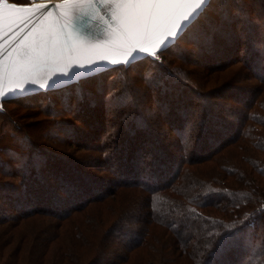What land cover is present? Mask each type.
<instances>
[{
    "label": "trees",
    "instance_id": "1",
    "mask_svg": "<svg viewBox=\"0 0 264 264\" xmlns=\"http://www.w3.org/2000/svg\"><path fill=\"white\" fill-rule=\"evenodd\" d=\"M221 7L222 19L229 24L224 32L227 44L224 40L214 49L212 33L206 32L199 38L209 43L201 45L208 55L203 63L220 68L225 66V58L233 56L228 62L240 60L256 80L249 89L231 88L235 91L232 97L213 90L201 92L199 84H191L180 66L164 69L163 76L160 70H153L157 65H169L165 58L172 50L169 48L160 53L158 60L141 58L130 67H110L64 87L2 102L32 103L40 94L70 89L111 70L143 66L153 70L143 82L147 85L144 93L150 91L154 102L142 105L129 92L122 99L121 88L120 102L126 101L129 106L125 111L115 108L117 117L111 122L106 119L108 125L103 123L101 111L98 115L88 108L89 114L92 111L97 116L84 118L91 140L87 146H80L82 140L75 135V127L68 126L65 141L73 140V145L85 147V159L72 151L44 148L41 140L37 144L26 129L20 131L21 135L15 132L20 126L14 121L10 123L15 129L0 130V223L7 226L0 232V264H19L21 246L25 254L34 246L30 241L26 243L29 235L11 231L30 213L61 220L54 235L58 233L63 242L53 245L52 238H45L49 244L43 250L36 245L37 253L31 252L27 264H264V29L261 45H257L260 36H254L256 24L251 30L242 28V38L232 31L235 22L251 24L252 18L263 19L264 12L254 6L241 7L249 12L244 21L245 13L237 18L231 9ZM150 83L153 86L149 89ZM221 98L235 101L229 111L236 115L235 124L226 121L220 112ZM54 121L62 127L68 123ZM53 130L46 129L48 134H55ZM49 137L45 139H52V145L57 144L55 137L64 141L59 133ZM86 159L90 164L84 162ZM93 169L100 172L94 173ZM58 206L60 211L53 212ZM129 208L135 214L126 219L128 211H123ZM79 219L82 223L65 225ZM109 234L117 240L112 247ZM14 240L20 242L17 253H5V245ZM68 240H72L71 245Z\"/></svg>",
    "mask_w": 264,
    "mask_h": 264
},
{
    "label": "rangeland",
    "instance_id": "2",
    "mask_svg": "<svg viewBox=\"0 0 264 264\" xmlns=\"http://www.w3.org/2000/svg\"><path fill=\"white\" fill-rule=\"evenodd\" d=\"M12 1L13 0H8ZM19 1V0H17ZM22 3H30L33 2V0H22ZM17 3V2H15ZM211 7L208 9L206 13V17L202 18L200 25L198 26V38L196 41L195 39L190 38H183L179 42V47L172 48L167 54L165 55L167 67L162 66H155L153 70L157 71L160 70V75L163 76L164 69L168 70L169 68H173V66H180L181 70L184 69V73H186L187 78H191L189 82L195 86H197V83L202 88L201 92H218L223 93V97L233 96V93L235 91H231V88H235V90L239 89L241 87L249 89V87H254L256 80L254 81L253 77L250 76L251 70L249 68L244 67V63L239 62L240 60H233L231 62H228L229 59L233 56L225 58L223 60V64L225 66L222 67H211L209 68L207 65L203 63V58H208L207 53L205 54L203 48L201 45H209L208 40H205L204 42L200 41L199 38H201L203 35H206L205 33H212V41L211 44L214 49H217L218 45L222 43L226 37V34L224 33L225 30L228 28L229 24H226L227 21H224L223 18V11L224 9L221 7L222 5L224 8H229L233 12V14L237 17L238 14H244L242 20H247V16L249 12L240 10L241 7H245V9H249L250 7H255L259 9V11L264 12V0H235L233 2L232 0H225L224 3H222V0H213L211 2ZM235 8V9H234ZM238 9V10H237ZM232 12H229L230 15H232ZM240 14V15H241ZM251 15V14H250ZM225 16V15H224ZM242 16V15H241ZM230 17V16H228ZM226 17V19L228 18ZM239 17V16H238ZM237 17V18H238ZM252 18V16H251ZM261 20H255L253 19V22L250 24L243 23L242 21H239L234 23L233 27H235L234 30H232L238 38H242L244 33H241L242 28H244L246 31L248 29L251 30V25L257 26V31H255L254 36L259 37V41L257 42V45H261V31L264 29V13L261 15ZM228 20V19H227ZM228 22L231 23V20H228ZM244 24V27H243ZM237 25V26H236ZM236 27H238L236 29ZM228 39H231L229 37ZM238 40V39H237ZM242 41V39H239ZM198 41H200L198 43ZM227 40L224 41V45ZM199 44V46L197 45ZM264 55V52H263ZM238 58V57H236ZM227 62V63H226ZM213 64H216V62H213ZM154 65V64H153ZM183 68V69H182ZM213 69V70H212ZM152 69L149 68V66H143V67H135L134 69L130 70H111L112 73H105L102 75H98L96 77H93L91 80H83L79 84L74 85L72 88L63 89V90H57L53 94H40L38 97L33 98L32 103L31 102H15L10 101L8 103L1 105V112H0V130L7 131L12 130V127L15 129V126H12L13 122L15 124H18L20 126V129L16 128L15 132H19L20 135L22 134L20 131L27 130L29 134L32 136L33 140L38 141L39 143H42L44 148L46 149H57L59 151H64L67 153H71V151L79 158L83 159L84 155L83 151L85 147L80 148L75 145H73V140H67L65 141V134L66 130L68 129V126L73 125L76 129L75 135L80 137L82 140V143L80 146H87L88 143H90V138L88 137L89 128L85 126L84 118L88 116L89 119H92V117H95L97 115H93V112L91 111V114H89L87 111H89L88 108H93L95 111H97L95 114L103 116L104 119L103 123H106L107 125L111 121H115V118L117 116H114V109H118L119 111H125L129 106V104L125 102H120L121 99L118 97L119 89H123L122 91V99H124L128 94L127 92L133 94L134 97H136V101H138L140 104L145 103H151L153 101V95L150 91H148L149 94L144 93L146 83L143 82V80L150 78L152 72ZM238 71H240V74L238 75ZM191 73V74H190ZM97 74V73H96ZM110 74V75H108ZM108 75V76H107ZM237 75V77H236ZM183 76V75H182ZM198 78L197 81L194 79ZM188 80V79H187ZM236 81V82H235ZM173 83V82H172ZM153 86V84L150 83L148 85V88L150 89ZM245 89V90H246ZM253 91V90H252ZM243 92V93H242ZM243 95L246 96V98H250L249 94L247 95L246 91H241ZM264 92H262V96L264 98ZM241 95V94H240ZM234 102L232 98H226V99H220V106H221V113L224 115V119L229 121V123L235 124L237 121L235 119V116H232L229 111L232 110L234 107ZM124 104V105H123ZM264 104V103H263ZM92 106V107H90ZM79 110V111H78ZM3 111V112H2ZM78 111V112H76ZM77 113V114H75ZM84 113V114H83ZM88 113V114H86ZM83 114V115H82ZM85 116V117H84ZM46 118V119H45ZM194 118V116H193ZM57 119V121L66 120L68 123H64L66 126L62 127L60 122H55L54 120ZM107 120H110L109 122H105ZM45 120H49L48 122H45ZM9 121L10 125L6 122ZM115 123V122H113ZM9 125V126H8ZM52 125V126H51ZM48 130H53V132L59 133V136L64 140H58L56 137L54 140L57 144L52 145L50 142H53L52 139H50V142H48L45 138H48L49 136H54L55 134H48ZM74 129V130H75ZM264 130V128H263ZM85 137V138H84ZM22 140L25 141V137H20ZM50 138V137H49ZM59 138V137H58ZM90 140V141H89ZM70 141V143H68ZM38 142H36L38 144ZM9 157V156H7ZM86 158V157H85ZM84 158V159H85ZM89 159V157H88ZM86 159L84 162L89 163V160ZM94 167L98 168L97 164H92ZM101 166V165H100ZM99 166V167H100ZM94 173L100 172L97 169H93ZM138 193V192H137ZM130 201L129 203H131ZM54 205H58L57 202H54ZM61 207L58 206L56 209H53V212L60 211ZM127 212V215H125L126 219H131L133 215L135 214V211H133L132 208L125 209L123 211V214ZM49 212V211H47ZM106 214L107 211L105 212ZM104 213V214H105ZM52 214V213H49ZM122 214V215H123ZM53 215L48 214H39V213H30L27 217L24 219H21L20 222L13 226L11 231H22L26 235H29L30 238H27L26 243L30 241V244L34 245L31 246L27 250V253L25 254V249L21 246L22 251L20 252L17 250L18 245L20 242L13 241L12 243L5 245V248L3 251L5 253L16 254L18 251L19 264H27V262L31 259V252L34 251L37 253V250H34L35 246L37 245L38 250L45 249V246L47 243H45L44 239L46 238H52L51 242L53 245L59 244V242H63L61 240L60 235L55 236L54 233L57 232V229L59 230L60 226H57V223L61 220H59L57 217H51ZM95 218V215H93ZM167 217H170V215H166ZM122 217V216H121ZM124 217V216H123ZM118 218V217H117ZM82 219L77 220V222H73L72 220L69 221L70 224L65 225H71L76 223H82ZM68 221V220H64ZM120 222H123L120 220ZM9 225V224H8ZM63 225V224H62ZM7 227L4 223H0V232H3L4 228ZM5 234L8 233V230L4 232ZM53 236V237H50ZM110 244L114 246L117 243V240L114 239L109 234ZM74 240L76 241V237H74ZM72 240H68V245H71ZM49 244V243H48ZM47 249L49 251V247L47 246ZM29 253V254H28ZM24 255L29 256V258L24 259ZM106 260H109L108 255H106ZM7 261L10 260L9 257L6 258ZM5 262V261H4ZM106 262V261H105ZM3 264V263H2Z\"/></svg>",
    "mask_w": 264,
    "mask_h": 264
},
{
    "label": "water",
    "instance_id": "3",
    "mask_svg": "<svg viewBox=\"0 0 264 264\" xmlns=\"http://www.w3.org/2000/svg\"><path fill=\"white\" fill-rule=\"evenodd\" d=\"M138 11L134 0H108L102 5L89 0L0 4V108L3 101L126 65L133 49H146L151 57L159 51V41L132 34V19ZM78 19H87V27H79ZM58 76L60 80L53 83ZM25 80L32 87L26 92L16 90ZM13 90L15 95H10Z\"/></svg>",
    "mask_w": 264,
    "mask_h": 264
},
{
    "label": "snow or ice",
    "instance_id": "4",
    "mask_svg": "<svg viewBox=\"0 0 264 264\" xmlns=\"http://www.w3.org/2000/svg\"><path fill=\"white\" fill-rule=\"evenodd\" d=\"M8 0H0V4L7 3ZM90 3L102 5L108 0H89ZM139 7V11L132 19V34L144 37L154 36L159 41V51L151 53L153 60H158L160 53L174 48L179 40L183 38L197 39L198 26L202 18L206 17L208 9L212 6L211 0H134ZM24 7V5H20ZM190 8L188 11L182 9ZM111 19V16L109 17ZM77 25L81 28L87 27V19H78ZM130 57L126 60L127 66L139 63L141 58H149L146 49L136 48L128 53ZM99 67L100 65H95ZM75 73L76 69L73 68ZM60 77H56V81ZM32 87V82L25 80L18 84L16 90L26 92ZM51 87V85H49ZM16 90L10 91V95H15ZM34 163L38 161L34 160ZM23 163V161H22ZM226 228H233L234 225H226ZM214 233H210L213 235ZM218 235V233H215Z\"/></svg>",
    "mask_w": 264,
    "mask_h": 264
}]
</instances>
